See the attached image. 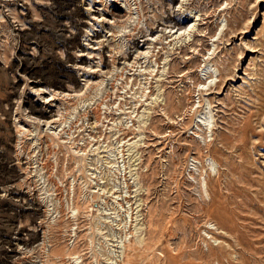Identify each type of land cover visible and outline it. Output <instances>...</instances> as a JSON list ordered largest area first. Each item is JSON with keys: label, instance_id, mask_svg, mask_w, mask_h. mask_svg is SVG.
<instances>
[{"label": "rangeland", "instance_id": "obj_1", "mask_svg": "<svg viewBox=\"0 0 264 264\" xmlns=\"http://www.w3.org/2000/svg\"><path fill=\"white\" fill-rule=\"evenodd\" d=\"M136 2L140 21L76 27L123 0L0 1V264H264V0ZM170 5L190 35L142 37ZM90 33L95 73L75 62Z\"/></svg>", "mask_w": 264, "mask_h": 264}, {"label": "bare ground", "instance_id": "obj_2", "mask_svg": "<svg viewBox=\"0 0 264 264\" xmlns=\"http://www.w3.org/2000/svg\"><path fill=\"white\" fill-rule=\"evenodd\" d=\"M1 1V0H0ZM3 1V0H2ZM24 1V0H23ZM29 1V0H28ZM39 1H42V0H39ZM113 1H116V0H113ZM132 1V0H131ZM171 1H174V0H171ZM7 2V1H6ZM112 2V1H111ZM123 2H124V4H125V8H121V7H117L116 5H114L112 8H110L109 9V11L107 10V11H103V9H105V5L106 4H104L103 6H104V8L102 7H100V8H93V7H90V8H87L86 10L88 11V13H87V17H81L79 20H78V22H75V25H76V27H78V26H82L83 27V25H89V24H93V23H91V22H95V23H100V24H104V23H108L109 21H112L115 25H116V23L117 22H125V21H127L128 23H129V21H140V19H141V17H143L144 15L141 13V9H140V5L139 4H137V2H136V0H133V3L135 4L134 6H133V3L132 2H130V0H123ZM42 3V2H41ZM7 4H9V3H7ZM34 4V3H33ZM36 4V3H35ZM34 4V5H35ZM38 4V3H37ZM90 4V3H89ZM102 4V3H101ZM113 4V3H112ZM2 5V4H1ZM42 5H44V4H42ZM46 5V4H45ZM44 5V6H45ZM7 7V6H6ZM9 7V6H8ZM21 7V6H20ZM89 7V6H88ZM182 7V6H181ZM10 8V7H9ZM171 8H172V6L170 5V8H168L169 9V12L168 13H166V12H164V13H162L161 15H160V17H158V16H156V15H158V14H156L155 16H154V14H152L153 16H154V18H152V20L151 21H153L152 22V24L150 25V26H148L147 27V29H146V33L145 34H143L142 35V37L143 36H149V35H151L150 33H152V32H154V30L155 29H157L158 28V26H161L162 28L159 30V31H161V33H162V31H163V34H161V35H158V36H160L159 37V40L160 41H162L163 39H166L167 37H170V36H172V35H174V33H176L177 32V30H182L184 27L182 26V25H180V22H179V16L181 15V14H183V11L182 12H176V13H174V11H173V9L171 10ZM132 10H135V12L133 13V12H130V11H132ZM10 11V10H9ZM136 13V15H133V14H135ZM7 15L9 16L10 15V12L8 13L7 12V14H6V17H7ZM2 16V15H1ZM136 16V17H135ZM3 17V16H2ZM13 18V17H12ZM193 18H194V16H193ZM14 19V18H13ZM30 19V18H29ZM15 20V19H14ZM13 20V21H14ZM22 20V19H21ZM23 21V20H22ZM31 21V20H30ZM19 22V21H18ZM32 22V21H31ZM116 22V23H115ZM17 23V22H16ZM25 23V22H24ZM24 23H22V24H24ZM74 23V22H73ZM94 23V24H95ZM141 23H142V21H141ZM13 24H14V22H13ZM119 24V23H118ZM125 24V23H124ZM10 25V24H9ZM101 25V26H102ZM14 26H16V24L14 25ZM20 26H21V24H20ZM23 26V25H22ZM22 26H21V28H22ZM93 26V25H92ZM122 26V25H121ZM125 26V25H124ZM17 27V26H16ZM27 27V26H26ZM96 27V26H95ZM115 27V26H114ZM128 26L126 25L125 26V28H127ZM177 27V30L176 31H174V32H172L171 34H169V35H166V34H164L165 33V30L167 29V28H169V29H173V28H176ZM14 28V27H13ZM21 28L20 27H17V28H15V31H17V32H20V30H21ZM25 28V27H24ZM71 28V27H70ZM90 28H92V27H90ZM102 28V27H101ZM123 28V27H122ZM190 28H191V26H190ZM72 29V28H71ZM74 29V28H73ZM92 29H94V28H92ZM117 29H118V27H117ZM124 29V28H123ZM86 30V32H88L87 31V28L85 29ZM128 30V29H127ZM126 31V30H125ZM130 31H131V29H130ZM170 31V30H169ZM74 32V31H73ZM93 32V31H92ZM110 32V31H109ZM117 32V31H116ZM128 32V31H127ZM188 32V36L190 35V30H189V28H184V30L182 31V36L183 37H185V35H186V33ZM119 33V32H118ZM117 33V34H118ZM144 33V32H143ZM88 35V34H87ZM90 35L92 36L91 38H89L88 39V42H86V43H81V47H82V49H80V51H79V53L77 52V57H79V59H76V66H77V64L80 62V61H82L84 58H86L88 55H90L92 52H93V50H95V49H98L99 48V46L100 47H103V46H105L104 45V41H105V39H97L96 37H98L99 35L98 34H92V33H90ZM122 35H123V32H122ZM164 35H165V37H164ZM96 36V37H95ZM110 36H111V34H110ZM121 36V35H120ZM96 38V39H95ZM106 38V37H105ZM130 40V39H129ZM136 41V40H135ZM135 41L134 40H132L131 41V43L129 44V49L131 50H133V51H128V52H122L123 53V55L121 56L122 58H124V61L122 62L123 64V67H124V63L125 62H128L127 60H125V59H127V58H129V57H133L134 56V59H133V61L132 62H134V60H136V58H137V56H139L140 54H141V51H139V45L137 44V42L135 43ZM146 41H155V40H151V39H146ZM157 41V40H156ZM128 43V42H127ZM147 43V42H146ZM175 43V42H174ZM177 43V42H176ZM91 44H97V45H99L98 47H93V45H91ZM144 44H145V40H144ZM152 44V43H151ZM96 46V45H95ZM125 46V45H124ZM151 46V45H150ZM153 47H154V43H153ZM115 50V49H114ZM116 51V50H115ZM99 52V51H98ZM94 53V52H93ZM148 53L149 52H146V51H144V53H142L143 54V56L144 57H146V56H148ZM76 54V53H75ZM98 54V53H97ZM118 54H120V53H118ZM92 54H91V58H92ZM120 58V57H119ZM209 58V57H208ZM207 58V59H208ZM87 62V61H86ZM165 62V61H164ZM168 62V59H167V61L165 62V63H167ZM89 63V62H88ZM92 64V63H91ZM91 64H88L87 66H82V65H78L77 67H81V69L82 68H86V70L88 71V72H92V73H95L96 71H99L100 69V67H98L97 68V66H96V68L94 67H92L91 66ZM95 64V63H94ZM121 64V63H120ZM126 64V63H125ZM130 64V63H129ZM167 64H169V63H167ZM166 64V65H167ZM103 65V64H102ZM105 65V64H104ZM128 65V64H127ZM98 66H99V64H98ZM106 66L107 65H105L104 66V68H106ZM85 71V70H84ZM103 71V70H102ZM164 71V70H163ZM230 71L232 72L233 70L230 68ZM103 72H107L108 73V71L106 70V71H103ZM162 72V71H161ZM90 74V73H89ZM86 75V74H85ZM216 77H218V80H217V82H215L214 84H215V86L214 87H219L222 83H223V80H224V76L222 77V75H221V73L219 72V74L216 76ZM89 78V77H88ZM90 80H86V84H88V82H89ZM160 81V80H159ZM156 82V81H155ZM147 83V82H146ZM95 84H96V82H95ZM101 84H102V80L101 81H99V83H98V86H101ZM160 87H162V85L160 84L159 85ZM158 87V86H157ZM203 87V86H202ZM202 87H200L198 90H203V88ZM213 88V86H210L209 88H207V89H205L204 91H210V89H212ZM95 89H97V88H95ZM145 89V88H144ZM156 90H158L157 88H156ZM161 91V90H160ZM43 93V92H42ZM148 95L147 94H145V92H143L141 95H139V100L141 99H147L148 97H147ZM153 96V95H152ZM150 97V100H151V102L153 101L155 104L156 103H158V102H164V100H165V98L163 97V95L162 94H160L159 92L154 96V97H151V95L149 96ZM47 98V97H46ZM132 98H134V96L132 97ZM136 98V97H135ZM140 100V101H141ZM150 100H148L149 102H150ZM166 101V100H165ZM150 104V103H149ZM164 105H166L165 104V102H164ZM154 106V105H153ZM198 107H200V105H197L195 108H194V110H195V112H197V108ZM165 109H166V106H165V108L162 110L163 111V114L164 115H166L165 114ZM43 111H41V113H42ZM48 116L50 117H48L49 119L48 120H46L45 121V123L46 124H49V123H51V122H53L54 121V119L52 118V115H50L49 113H48ZM130 117V116H129ZM94 118V120H97L95 117H93ZM94 123V122H93ZM96 123L98 124V121H96ZM243 123H245V122H243ZM97 124H95V125H97ZM247 124V123H246ZM94 125V124H93ZM94 125V126H95ZM209 125V117H205V116H203L202 118H201V116L200 115H196L194 118H192V124H191V128H192V133L195 135L194 137L195 138H201V140H202V143H206L207 141H209L210 139H208V137H210L211 136V134H209L208 133V136H205V137H203L201 134H199L198 133V131H202L203 132V128H205V129H211V131H212V125L209 127L208 126ZM244 126H246V125H244ZM248 126V125H247ZM194 127H196V128H194ZM144 128V127H143ZM190 128V129H191ZM194 129L196 130V131H194ZM243 129H245L244 127H243ZM211 131L209 130L208 132H210L211 133ZM240 131H242V129H240ZM240 133V132H239ZM170 135V133L168 134V136ZM211 139H213V138H211ZM193 140L195 141V144H196V148L197 149H200L201 148V145H200V143L199 142H197L194 138H193ZM211 141V140H210ZM211 143V142H210ZM136 144V143H135ZM210 145V144H209ZM172 148V149H171ZM171 152H173V146H169V150L167 151V152H165V154L166 153H171ZM80 159V158H79ZM207 159H209V158H207ZM190 164H188V170L190 171V170H194V172H198V168L197 167H195L194 165H193V161H194V158L191 156V158H190ZM162 162H164V160H162ZM162 167H164V166H162ZM199 186H200V188L202 189V191L204 192V194H207V191H206V180H205V177H201V180L199 181ZM261 189V188H260ZM99 200H100V198H99ZM71 204H72V210H74V211H78V212H80L81 210H82V208H81V206H79L78 205V203L76 202V201H74V198H73V200L71 201ZM86 208H87V212L89 211V207H88V205L86 206ZM144 224V223H143ZM146 225H144V227H143V229H144V231H146ZM208 228L210 229V231H211V228L212 229H216V227H213V225H211V223H210V225L208 226ZM143 231V233L141 232V234L139 235V237H137V238H134V241H133V243H134V245H137L138 247H141V248H144L146 245H147V240H148V237L146 236V232H144ZM205 231V230H204ZM209 232V231H208ZM220 232V231H219ZM150 233H151V231H150ZM205 236L209 239V242H211V243H216V239H214L213 238V236L210 234V233H207L206 231H205ZM212 239V240H211ZM205 243V242H204ZM131 244V243H130ZM130 244H128L126 247H127V249H130ZM205 246L207 247V249L209 248L208 247V244L207 243H205ZM132 248V247H131ZM140 248V249H141ZM139 249V248H138ZM128 254H127V252H126V255L125 256H127ZM224 256H226L225 254H223ZM80 257V255H74L72 258L74 259V260H77L78 258ZM219 257L221 258V256L219 255ZM132 260V259H131ZM119 261H120V264H125V262H124V258L122 257V258H120L119 259ZM132 262V261H131ZM132 264V263H131Z\"/></svg>", "mask_w": 264, "mask_h": 264}]
</instances>
